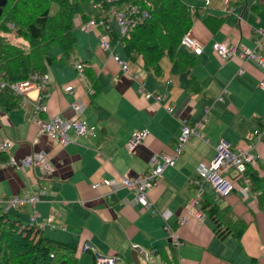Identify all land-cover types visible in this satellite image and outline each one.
<instances>
[{
  "label": "crops",
  "instance_id": "1",
  "mask_svg": "<svg viewBox=\"0 0 264 264\" xmlns=\"http://www.w3.org/2000/svg\"><path fill=\"white\" fill-rule=\"evenodd\" d=\"M249 6L239 17L237 13L239 19L232 33L221 34L230 17L214 36H209L198 22L192 29L191 35L202 45L198 65L192 70L200 82V91H190L184 82L186 75H171L169 65H162L163 76L158 78L139 64H130L131 72L145 83V91L162 95L161 102L138 92L139 80L123 74L112 59L118 45L111 42L110 49H101L98 29L90 30L83 55L81 46L79 50L75 46L72 62L64 63L57 54L59 61L46 67L50 93L44 101L47 112L35 113V90L19 108L6 110L0 106V140L12 142L10 150L0 154V213L8 211L21 221L28 219L23 223L45 224V235L75 243L80 249L89 241L100 254L116 255L128 264H162L160 255L151 249L163 250L171 245L178 264H264V214L252 213L260 192L248 189L244 195L240 190L243 184L238 195L219 197L208 184L204 185L205 193L219 206L230 205L236 214L255 218L239 240L231 235L220 238L207 216L199 220L188 213L190 206L201 210L200 204L194 203V198L200 200L202 195L197 193L198 166L213 157L220 140L228 142L233 150L252 145L251 152L255 150L258 156L251 166L259 163L264 174V144L258 134L260 122H264V90L259 87L264 70L257 62L244 61L237 55L223 60L212 50L213 43L226 42L238 53L241 46L264 53V15L252 12ZM209 42L210 49L206 47ZM82 61L92 65L100 82L101 89L91 95L88 78L84 72L77 74L75 67ZM57 62L64 69L62 75L51 70ZM240 69L243 72L239 73ZM67 85L72 86L70 91L65 90ZM222 94L223 100L216 101ZM74 102H84L81 113L72 109ZM205 107L209 112L204 113ZM54 115L65 119L76 116L94 129L63 146L40 132L37 124L38 118ZM203 117V138L191 137L175 165L167 167L147 192L157 212L136 202L132 190L91 187L102 179L120 180L145 172L152 154L172 153L182 120L191 124ZM141 129H146L148 135L130 153L126 142L133 131ZM246 138L250 143L245 145ZM36 152L47 155L51 173L38 166L18 169L6 164L10 155L23 158ZM225 175L233 178L231 172ZM32 194L37 197L35 203L6 208L5 199ZM163 213H167V219ZM181 217L186 220L179 227ZM78 264H90V255L82 252Z\"/></svg>",
  "mask_w": 264,
  "mask_h": 264
},
{
  "label": "trees",
  "instance_id": "2",
  "mask_svg": "<svg viewBox=\"0 0 264 264\" xmlns=\"http://www.w3.org/2000/svg\"><path fill=\"white\" fill-rule=\"evenodd\" d=\"M239 1L241 0L231 4L229 2L227 9L233 11ZM96 2H101L105 11L110 7L126 4H136L147 9L149 16L135 27L129 28L124 35L119 36L115 29L114 31L112 29L111 42L119 46L122 50L121 57L129 64H139L145 72L158 78L163 76L161 61L166 57L171 75L189 73L187 88L193 92L201 90L200 82L192 74V70L199 62L198 54L186 50L182 39L186 34H192L191 31L197 22L209 36H214L227 22L229 15L202 14L204 6L189 5L184 0H113L111 3L106 0H7L0 16V82L11 83L26 80L33 74L46 73L47 65L57 60V55H48L54 45L59 46L60 56L74 59L77 44L75 19H79V25L86 24L92 19L97 22L102 19L104 23L108 21L109 14H104L101 18L98 9L92 8V4ZM249 9L264 15V0H254ZM9 25H12L11 29L17 36L28 41L27 51L7 41L4 33L12 31ZM110 26H113L112 22ZM98 30L107 32L102 25ZM81 63L83 72L96 93L101 86L93 67L88 61ZM21 105V95L13 93L6 87L0 88L1 107L11 110ZM260 123L259 132L264 133V122ZM260 140L264 144V134ZM243 141H248L245 145L250 143L248 138ZM253 153L257 152L254 150ZM245 174V179L240 175L230 178L233 185L230 194L238 195L239 187L247 184L251 192H260L254 201L256 206L252 208V213L259 211L264 214V174L261 166L259 163L254 167L247 164ZM198 204L212 221L213 231L220 238L231 235L239 240L247 227L255 221L253 217L246 219L243 215L236 214L230 205L219 206L205 192ZM42 229L43 227L34 224L23 223L18 215L12 216L8 211L1 212L0 264L78 263L76 245L51 238L45 235ZM151 250L160 255L162 264H178L177 254L172 245L168 249ZM84 253L90 255V264L97 263L94 253L91 251ZM146 257L144 256L145 259ZM117 264L128 262L125 263L120 257Z\"/></svg>",
  "mask_w": 264,
  "mask_h": 264
},
{
  "label": "built area",
  "instance_id": "3",
  "mask_svg": "<svg viewBox=\"0 0 264 264\" xmlns=\"http://www.w3.org/2000/svg\"><path fill=\"white\" fill-rule=\"evenodd\" d=\"M108 3L113 2V0H106ZM98 11L101 13V18L103 15L109 14L108 21L106 23L103 20L92 19L91 26L90 22L83 25V28L89 31L92 27L97 26V28L102 25L107 32H101L99 37L100 39V47L103 50L110 49L111 46V37L110 32L116 31L119 36H122L126 33L129 28L135 27L137 24L143 22V20L149 16L148 10L136 5V4H126L122 6L110 7L108 10H104L101 5V2L98 3V7H96ZM110 22H112L113 26H110ZM102 31V30H101ZM182 44L186 50H191L196 54H200L202 52V45L195 40L190 33L186 34L182 39ZM261 45V44H260ZM212 49L223 59H230L236 55V49L234 46L228 45L226 42H219L212 44ZM239 57L252 60L257 62L264 70V53H260L257 50L249 49L247 47L242 46L238 53ZM112 59L118 64L120 70L125 74H130L134 78H139L138 74L131 73L129 62L118 54L113 53ZM75 67L79 74L83 72V64L81 62H77ZM239 72H242L240 70ZM49 84V76L47 73L44 74H33L30 78L21 81H15L11 83L0 82V88H8L13 93L17 95H21L22 104L24 101L29 100V93L32 90L37 92V96L34 100V111L37 114L47 112L46 105L44 101L49 97L50 93L48 90ZM259 87L264 90V74L262 79L259 82ZM72 89L71 85H67L65 88L66 91H70ZM139 91L144 93L145 97H153L156 101H163V97L160 94L152 95L148 92L144 91V82H139ZM225 91V90H224ZM94 93L93 88L88 89V94L91 95ZM81 102V101H80ZM78 102H74L71 104L72 109L76 110L78 113L83 111V104ZM169 112L172 111V108H167ZM207 112V111H205ZM205 118L198 119L193 123H188L186 120H182L180 129L175 141V145L172 149V153H155L152 154L148 161V168L145 172H141L140 174L132 177L123 176L120 180H116L113 178L110 179H102V181H96L91 184L93 189H97L101 185L110 186L111 189L117 190L118 188H126L132 190L135 195V201L138 202L145 208H153L151 203L147 198V192L157 184V181L164 170L169 166H174L175 162L182 152L184 145L188 142V140L195 136L197 138H203L202 129L204 126ZM37 124L39 126L40 132L48 135L55 142L66 145L70 142H73L76 138L84 136L89 131L93 130V126H89L88 124L81 121L78 117L75 116L73 119H65L59 115L50 116L47 119L38 118ZM148 135V131L146 129H141L137 131H133L126 142L127 150L132 153L133 149L139 145ZM12 147V142L9 140H0V153H5L10 150ZM252 147L248 148H237L233 150L230 147V144L224 140H220L216 145L215 154L213 157L205 164H201L198 166V174L200 180L198 182L199 188L197 189L198 196L203 194L205 189L204 185L208 184L213 192L220 196L224 197L229 195L233 190V185L229 178L225 176V173L229 169H233L234 175L242 176L243 179L246 178V169L247 164L254 165L255 160L258 156L257 153H252ZM6 164L8 166L14 168H24V167H41L46 173L52 172V166L47 161V155L42 152H36L28 154L23 158H18L13 155H10L7 159ZM249 187L244 184L240 187V190L244 195L247 194ZM37 197L32 195L27 196H19L13 195L4 200L6 208H17L21 207L27 203H35ZM1 201V200H0ZM198 197L194 198V203L198 204ZM5 208V209H6ZM154 212H157L155 208H153ZM188 213L194 214L199 220H202L206 217V213L202 210L192 209L190 206L188 209ZM164 219L168 218L167 213H163ZM186 218L181 217L179 219V227H181L185 223ZM45 224L40 225L39 227H44ZM167 228V227H166ZM178 233L174 235L175 244L178 242ZM136 247V246H134ZM82 251H91L94 253L96 257V264H117L119 257L116 255H101L95 248V246L86 241L82 246ZM146 257V253H143Z\"/></svg>",
  "mask_w": 264,
  "mask_h": 264
},
{
  "label": "rangeland",
  "instance_id": "4",
  "mask_svg": "<svg viewBox=\"0 0 264 264\" xmlns=\"http://www.w3.org/2000/svg\"><path fill=\"white\" fill-rule=\"evenodd\" d=\"M187 4H189V5H198V6H204V11L202 12V14H207V13H212V14H217V15H222V14H226V13H228V18L230 17V19H229V21H228V24H227V26H225L224 27V30L222 31V33L221 34H225V33H232L233 31H234V29H235V24L237 23V21H238V19L239 18H237V13H238V17H239V15L241 14V12H242V10L244 9V8H248V6L249 5H251L252 4V2L254 1V0H241V1H239V3H238V7H236L235 8V10L234 11H232V9H227V5H228V3L229 2H231V3H234L236 0H184ZM216 5H220V8H215L216 7ZM96 7H98V2H96V3H93L92 4V8L94 9H96ZM248 9H247V12H246V14L248 13ZM100 12V11H99ZM232 12H235L234 14L232 13ZM76 21H78V23H79V19L77 20V18L75 19ZM84 25V24H83ZM83 25L82 24H80V25H77L75 22H74V29H75V34H76V37H77V44H76V48H78V50H79V47L81 46V51H80V53H82V55H83V50H84V47H86V41H87V39H88V35H90L89 33H91L92 34V31L90 32V30L87 32L84 28H83ZM92 24H91V22H90V26H91ZM9 27H10V29L12 28V25H9ZM93 29H98L97 28V26H94V27H92L91 28V30H93ZM12 31H10L9 33H4V35L6 36V38H7V41H9L11 44H14V45H16V46H20L22 49H24V50H28V41L27 40H25V38H23V37H19V36H17V34L15 33V31L13 30V29H11ZM87 32V33H86ZM101 32H103V30L101 31ZM84 39V42L81 40V39ZM211 43L212 42H209L207 45H206V47H208L209 49H210V46H211ZM59 51H60V49H59V46H53L50 50H49V52H48V55H50V56H54V55H57V54H59ZM115 52L117 53V54H119L120 56H122V50H120V48H119V46H117V47H115ZM80 53L78 52V54L80 55ZM62 57V59H63V62L64 63H66V64H68V63H70V62H72L73 60V58H68L67 60H66V58H65V56L64 55H62L61 56ZM78 57H80V56H78ZM56 61H59V59H57ZM58 64L59 65H61V62H57V65H53L52 66V68H51V70H56V72H57V74H59V75H62V73H63V71H64V69H62V66H58ZM161 64L162 65H164V66H167V65H169V62H168V60H167V58L166 57H164L163 59H162V61H161ZM69 66V65H68ZM58 67H60V68H58ZM70 67V66H69ZM79 71V70H78ZM77 74H78V72H77ZM184 75H186V77H185V80H184V82H188V76H187V73H184ZM186 90H187V88H186ZM223 95L224 94H222L220 97H218L217 99H216V101H222L223 100ZM166 101V100H165ZM165 103V102H164ZM205 111H208L209 112V107H205L204 108V113H205ZM193 137H195V136H193ZM192 137V138H193ZM197 138V137H196ZM191 139V138H190ZM189 139V140H190ZM200 139V138H199ZM188 140V141H189ZM181 154H182V152L179 154V157L181 156ZM165 171V170H164ZM227 172H231V174H232V176L234 175V171H233V169H229ZM163 175V174H162ZM226 176V175H225ZM231 176V177H232ZM229 178V177H228ZM230 179V178H229ZM23 222H28V219H27V221H25V219L24 220H22ZM30 222H32V221H30ZM73 244H75V243H73ZM82 252H81V249H80V247L78 246V250H77V252H76V256L77 257H79V255L81 254ZM84 254H86V253H84ZM88 256H89V254H87ZM102 255V254H101ZM139 260H140V258H139ZM78 264V263H77ZM136 264V263H135Z\"/></svg>",
  "mask_w": 264,
  "mask_h": 264
},
{
  "label": "clouds",
  "instance_id": "5",
  "mask_svg": "<svg viewBox=\"0 0 264 264\" xmlns=\"http://www.w3.org/2000/svg\"><path fill=\"white\" fill-rule=\"evenodd\" d=\"M215 43H219V42H215ZM213 44H214V43H213ZM230 46H231V45H230ZM241 47H242V46H241ZM241 47H240V48H241ZM244 47H247V46H244ZM247 48H248V47H247ZM235 49H236V51H237V48H236V47H235ZM239 51H240V49H239ZM236 55L239 56V55H238V52H236ZM221 58H222V57H221ZM232 58H233V57H232ZM232 58H230V59H232ZM240 58H241V57H240ZM222 59H223V58H222ZM223 60H228V59H223ZM242 60H244V61H252V60H246V59H243V58H242ZM240 70H242V69H240ZM240 70H239V71H240ZM242 72H243V70H242ZM122 73H123V72H122ZM131 73H132V72H131ZM239 73H241V72H239ZM123 74H125V73H123ZM136 74H137V73H136ZM128 75H130V74H128ZM131 76H132V75H131ZM138 76H139V75H138ZM132 77H133V76H132ZM133 78H134V77H133ZM134 79H136V78H134ZM137 80H139V81H138V87H139V82H140V81H143V80H140L139 78H137ZM90 88H92V87H90ZM144 91H145V83H144ZM138 92H140L139 89H138ZM145 92H146V91H145ZM140 93H142V92H140ZM142 94L144 95V93H142ZM157 94H159V93H157ZM258 134H260V137H261V135L264 134V133H263V132H258ZM198 177H199V176H198ZM227 178H228V177H227ZM199 179H200V177H199ZM198 182H199V180H198ZM246 185H247V184H246ZM209 187H210V186H209ZM211 190H212V189H211ZM212 191H213V190H212ZM204 192H205V191H204ZM95 248H96V247H95Z\"/></svg>",
  "mask_w": 264,
  "mask_h": 264
},
{
  "label": "water",
  "instance_id": "6",
  "mask_svg": "<svg viewBox=\"0 0 264 264\" xmlns=\"http://www.w3.org/2000/svg\"><path fill=\"white\" fill-rule=\"evenodd\" d=\"M7 0H0V16L2 14V8L6 5Z\"/></svg>",
  "mask_w": 264,
  "mask_h": 264
}]
</instances>
